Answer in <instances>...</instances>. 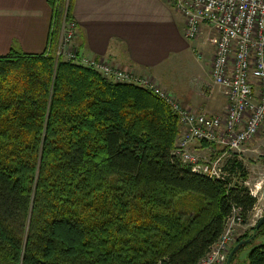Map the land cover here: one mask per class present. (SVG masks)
<instances>
[{"label":"trees","instance_id":"1","mask_svg":"<svg viewBox=\"0 0 264 264\" xmlns=\"http://www.w3.org/2000/svg\"><path fill=\"white\" fill-rule=\"evenodd\" d=\"M47 2L54 18L65 0ZM179 132L150 91L12 47L0 56V264H198L231 209L245 223L256 200L235 156L222 181L175 159ZM256 225L229 264H264V245L239 256L264 235Z\"/></svg>","mask_w":264,"mask_h":264},{"label":"built area","instance_id":"2","mask_svg":"<svg viewBox=\"0 0 264 264\" xmlns=\"http://www.w3.org/2000/svg\"><path fill=\"white\" fill-rule=\"evenodd\" d=\"M164 1L182 18V35L186 41H197L206 31L212 52L208 90L212 93L217 89L225 101L221 114L192 113L158 89L153 79L121 70L107 60L80 56L74 45L76 23L68 16V0L60 4L52 18L45 52H53L56 60L92 69L112 83L138 86L162 99L179 119L180 132L172 156L189 166L192 173L222 181L226 176L225 160L240 153L264 126V0ZM201 143L215 147L213 151L220 154L211 160L190 149ZM242 223L241 210L233 207L217 242L198 264H226L233 228Z\"/></svg>","mask_w":264,"mask_h":264},{"label":"crops","instance_id":"3","mask_svg":"<svg viewBox=\"0 0 264 264\" xmlns=\"http://www.w3.org/2000/svg\"><path fill=\"white\" fill-rule=\"evenodd\" d=\"M71 18L80 56L107 60L121 70L147 76L191 111L208 115L224 111L225 101L217 91L208 98L202 95L211 93L207 88L212 52L206 31L190 44L182 35V18L164 0H73ZM51 24L47 0H0V56L12 47L26 54L43 53ZM200 43L207 49L199 54L203 63L184 81L176 74L175 63L189 50L200 51ZM202 150L212 156L217 152L211 147Z\"/></svg>","mask_w":264,"mask_h":264},{"label":"rangeland","instance_id":"4","mask_svg":"<svg viewBox=\"0 0 264 264\" xmlns=\"http://www.w3.org/2000/svg\"><path fill=\"white\" fill-rule=\"evenodd\" d=\"M188 42L191 44L193 41L192 42L188 41ZM199 49L200 51L195 50V53H193L191 50L185 52L182 55V61L175 63V64H178L177 67L175 68L176 74L183 77L185 79L184 81H187L188 79H190L191 76L194 75L195 72H198V68L200 64L203 63L202 60H204V58L202 60H199L197 56L201 54L202 50L205 53L207 49H205V45H203L202 43H200ZM186 70H187V75L185 73ZM156 85L158 86V89H160L162 92L174 97V95L170 91H167L166 88L160 87L158 83ZM208 87L210 89V86ZM213 91H217V89L214 88ZM211 94L212 93L207 94L205 92L202 95L204 97H207L208 95H211ZM217 94L219 95L218 92ZM175 100L179 102L178 99H175ZM179 103L181 104V107L185 110H188L192 113H202V111H199V112L191 111L185 108L181 102ZM211 148L214 149L215 147H211ZM190 149L193 152L196 151L198 155L200 154L203 156L211 155V152L202 150L203 148L198 144H194L193 146L190 147ZM219 154L220 152L217 151L215 155H219ZM232 155H234L237 158V160L241 162L243 166V169L246 174V178H245V181L241 184L243 185V187H245L248 190V192L254 193L256 204H255L254 209L247 215L245 223H242L241 225H238L237 227L234 226L233 228L234 234H233L232 244L230 245L231 246L230 251L234 243L237 241V239H239L245 234H250L251 229H253L255 225L258 223L259 219L264 216V126L262 127L259 134L255 137V139L251 141L250 143H248L247 145H245L244 148H242V151L240 153H235ZM260 245H264V235L258 236L253 241L252 245L242 250L239 256L241 257V259H243L245 256H247L248 252L252 248L256 246H260Z\"/></svg>","mask_w":264,"mask_h":264},{"label":"water","instance_id":"5","mask_svg":"<svg viewBox=\"0 0 264 264\" xmlns=\"http://www.w3.org/2000/svg\"><path fill=\"white\" fill-rule=\"evenodd\" d=\"M264 224V216L261 217L256 225V229H259L260 226H262ZM254 237H252L251 239L249 240H246V241H242L240 243H238L237 245H235L231 251L229 252L228 254V257H227V261H226V264H229L233 255L235 254V252L243 245H246L250 240H252Z\"/></svg>","mask_w":264,"mask_h":264},{"label":"bare ground","instance_id":"6","mask_svg":"<svg viewBox=\"0 0 264 264\" xmlns=\"http://www.w3.org/2000/svg\"><path fill=\"white\" fill-rule=\"evenodd\" d=\"M192 42V41H191Z\"/></svg>","mask_w":264,"mask_h":264}]
</instances>
